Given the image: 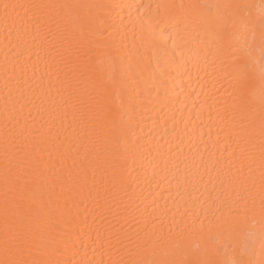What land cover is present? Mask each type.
Instances as JSON below:
<instances>
[{
  "label": "bare ground",
  "instance_id": "1",
  "mask_svg": "<svg viewBox=\"0 0 264 264\" xmlns=\"http://www.w3.org/2000/svg\"><path fill=\"white\" fill-rule=\"evenodd\" d=\"M262 19L0 0V261L264 264Z\"/></svg>",
  "mask_w": 264,
  "mask_h": 264
},
{
  "label": "snow or ice",
  "instance_id": "2",
  "mask_svg": "<svg viewBox=\"0 0 264 264\" xmlns=\"http://www.w3.org/2000/svg\"><path fill=\"white\" fill-rule=\"evenodd\" d=\"M9 6L8 5H5V8L7 9ZM15 7V6H13ZM237 8H240L242 6L240 5H237L235 6ZM208 15L212 16L214 15V12L212 11L211 8L208 9ZM234 24L236 23V21L233 22ZM240 23H243L245 27H251V22H245V21H240ZM259 26H260V29H261V41L264 42V19H262L260 22H259ZM252 36L253 38L255 37V32L253 31L252 32ZM260 87L262 90H264V71H262V74H261V79H260ZM0 264H14V262H11V261H0ZM192 264H224V262H221V261H193ZM232 264H246V262L244 261H233Z\"/></svg>",
  "mask_w": 264,
  "mask_h": 264
}]
</instances>
